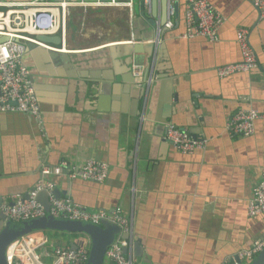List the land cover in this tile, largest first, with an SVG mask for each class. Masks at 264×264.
Instances as JSON below:
<instances>
[{
  "label": "crops",
  "instance_id": "obj_1",
  "mask_svg": "<svg viewBox=\"0 0 264 264\" xmlns=\"http://www.w3.org/2000/svg\"><path fill=\"white\" fill-rule=\"evenodd\" d=\"M174 1L176 24L157 43L160 0L150 11L133 0L131 12L71 9L68 48L76 52L68 59L25 50L42 126L0 112V205L48 182L55 197L88 212L120 211L135 264H229L264 240V215L247 213L264 175V119L248 138L226 129L239 109L264 112V17L250 0H207L224 18L217 40L185 39L184 0ZM239 28L249 32L257 69L219 79L218 67L241 61ZM170 124L205 148L180 153L165 141ZM88 160L107 164L103 183L41 173Z\"/></svg>",
  "mask_w": 264,
  "mask_h": 264
},
{
  "label": "built area",
  "instance_id": "obj_2",
  "mask_svg": "<svg viewBox=\"0 0 264 264\" xmlns=\"http://www.w3.org/2000/svg\"><path fill=\"white\" fill-rule=\"evenodd\" d=\"M258 11L259 18L264 17V0H250ZM143 6L150 11L151 0H142ZM133 0H34L28 3H6L0 0V37L7 40L0 44V112H18L34 118L39 126L42 120L32 81L28 70L23 65V55L29 46L37 47L47 52L72 54L68 48V17L70 10L98 8H124L132 11ZM185 33L182 38H205L215 42L218 32L224 23V18L218 14L207 0H184ZM177 18L176 2L167 0L166 21L163 27L156 24L155 42L157 43L163 31L174 28ZM37 37H58L59 45H51L37 40ZM241 53V61L217 68V77L225 79L232 75L247 74L257 69L258 60L249 42L247 29L239 28L235 39ZM138 66L132 67L135 77L140 76ZM264 119V112L256 109H239L227 122L229 138H248L253 136L255 122ZM165 141L180 153L191 155L203 150L206 141L194 138L187 131L174 125H166ZM67 173L69 179L103 183L108 176L106 163L88 160L80 167L56 166L45 167L44 176H60ZM46 192L49 201L48 214L53 218L79 221L100 225L107 221L120 227L121 234L130 237V223L120 214L113 211L108 214L103 211L88 212L70 199H60L53 194V184L39 182L27 199L21 196L12 197L11 203L3 202L0 213L7 221L19 223L30 219L46 216L44 208L37 202V195ZM249 217L264 215V175L253 189V195L247 205ZM72 240L53 242L43 231L33 232L14 240L6 250L7 264H86L89 256V240ZM129 240V239H128ZM117 237L105 252L103 264H135L128 249V241ZM130 243V244H129ZM71 246H76L72 249ZM264 248V240L255 242L249 249L236 254L234 259L251 260Z\"/></svg>",
  "mask_w": 264,
  "mask_h": 264
},
{
  "label": "water",
  "instance_id": "obj_3",
  "mask_svg": "<svg viewBox=\"0 0 264 264\" xmlns=\"http://www.w3.org/2000/svg\"><path fill=\"white\" fill-rule=\"evenodd\" d=\"M142 1V0H141ZM160 13L157 20L152 24L153 28H156V24L163 27L166 21V4L167 0H160ZM156 0H151L152 9H155ZM7 40L5 37H0V44ZM38 41L51 45H59L60 41L58 37H37ZM28 50H36V52L47 53L52 57H61L63 60L68 59L70 54H59L53 52H47L37 47L29 46ZM33 190V189H32ZM24 197V199H27ZM37 202L44 208L46 212L45 217L30 219L19 223H13L7 221L5 216L0 213V264H7L6 250L10 243L23 236L29 235L37 231L58 232L66 234H76L80 236H86L89 240L90 250L86 264H103L104 255L108 247L114 242V240L121 236L122 239L128 240L127 234H121L119 226L103 221L100 225L85 223L79 221H70L62 218H53L48 214L49 201L46 192H40L37 195ZM75 249L76 246H71ZM138 246L135 245V250H138ZM128 249L124 250V254H127ZM238 264H242L237 262ZM247 264H264V248L258 253L255 258Z\"/></svg>",
  "mask_w": 264,
  "mask_h": 264
},
{
  "label": "trees",
  "instance_id": "obj_4",
  "mask_svg": "<svg viewBox=\"0 0 264 264\" xmlns=\"http://www.w3.org/2000/svg\"><path fill=\"white\" fill-rule=\"evenodd\" d=\"M46 232L48 233V235H51L53 238H56L59 235L60 236H65L64 239H66L67 237H70V236H72V237L79 236V235H76V234H66V233L48 232V231H46Z\"/></svg>",
  "mask_w": 264,
  "mask_h": 264
},
{
  "label": "bare ground",
  "instance_id": "obj_5",
  "mask_svg": "<svg viewBox=\"0 0 264 264\" xmlns=\"http://www.w3.org/2000/svg\"><path fill=\"white\" fill-rule=\"evenodd\" d=\"M253 259H251V260H237V259H234L233 261H230L229 264H238L237 262L242 263V264H247V263L251 262ZM243 261H245V262L243 263Z\"/></svg>",
  "mask_w": 264,
  "mask_h": 264
},
{
  "label": "rangeland",
  "instance_id": "obj_6",
  "mask_svg": "<svg viewBox=\"0 0 264 264\" xmlns=\"http://www.w3.org/2000/svg\"><path fill=\"white\" fill-rule=\"evenodd\" d=\"M46 232V231H45ZM47 233V232H46ZM48 234V233H47ZM48 237L50 238V240H52L53 242H59V241H61V240H63L64 239V237L65 236H58V237H56V238H53L51 235H48ZM86 237V236H85Z\"/></svg>",
  "mask_w": 264,
  "mask_h": 264
}]
</instances>
